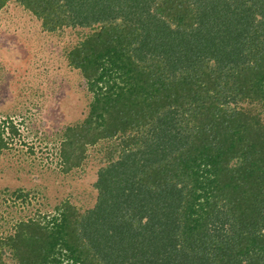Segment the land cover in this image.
Masks as SVG:
<instances>
[{
    "label": "trees",
    "instance_id": "16d2710c",
    "mask_svg": "<svg viewBox=\"0 0 264 264\" xmlns=\"http://www.w3.org/2000/svg\"><path fill=\"white\" fill-rule=\"evenodd\" d=\"M19 1L51 32L101 27L68 52L93 99L63 171L102 139L121 150L94 208L21 217L0 264H264V0ZM18 135L0 119V149Z\"/></svg>",
    "mask_w": 264,
    "mask_h": 264
},
{
    "label": "rangeland",
    "instance_id": "374dc122",
    "mask_svg": "<svg viewBox=\"0 0 264 264\" xmlns=\"http://www.w3.org/2000/svg\"><path fill=\"white\" fill-rule=\"evenodd\" d=\"M98 24L51 32L19 0L0 8V119H12L20 132L0 149V237L14 233L21 217L54 213L66 199L80 212L94 208L99 170L120 155L114 139H102L88 146L79 167L64 172L61 166L62 133L86 117L93 99L86 77L69 64L68 52L100 29ZM252 112L264 123V108ZM18 188L26 198H16Z\"/></svg>",
    "mask_w": 264,
    "mask_h": 264
}]
</instances>
